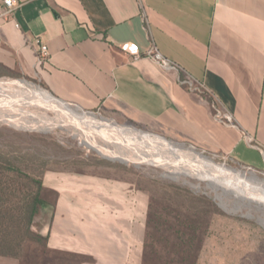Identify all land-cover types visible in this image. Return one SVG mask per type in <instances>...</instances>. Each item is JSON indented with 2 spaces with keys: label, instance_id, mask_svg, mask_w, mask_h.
<instances>
[{
  "label": "crops",
  "instance_id": "obj_1",
  "mask_svg": "<svg viewBox=\"0 0 264 264\" xmlns=\"http://www.w3.org/2000/svg\"><path fill=\"white\" fill-rule=\"evenodd\" d=\"M15 1L6 14L0 0V77L32 81L78 113L264 171V0ZM37 40L50 53L43 64ZM126 43L141 57L124 52ZM153 45L180 71L147 58ZM217 109L233 121H218ZM93 127L85 134L93 137ZM112 177L44 175L58 194L39 231L48 236V264H143L138 225L146 221L138 219L148 202ZM23 263L0 256V264Z\"/></svg>",
  "mask_w": 264,
  "mask_h": 264
},
{
  "label": "rangeland",
  "instance_id": "obj_2",
  "mask_svg": "<svg viewBox=\"0 0 264 264\" xmlns=\"http://www.w3.org/2000/svg\"><path fill=\"white\" fill-rule=\"evenodd\" d=\"M1 91L4 90L1 88ZM30 97L34 99L33 96ZM5 102L3 104L9 106L17 105V102L11 98L10 101L5 100ZM24 108L35 110L40 115L46 113L52 116L55 112L40 109L42 107L24 106ZM71 109L77 113L74 106ZM96 114L109 119L105 114ZM87 116L90 117L93 114ZM81 125H85L83 127L86 129L88 124ZM118 125L162 137L134 126ZM57 126H63V124ZM52 128L49 126L48 129H42V131H25L0 122V157L11 159L34 180H41L46 173L51 171L71 173L79 177L113 176L115 179L130 183L132 189L136 188L137 195L148 202L147 216L144 214L141 217L139 214L138 219V222L146 221L145 228L138 225V233L145 237V242L146 237L149 238L148 244L151 243L153 247L152 249L149 246V252L151 250L162 257L158 261L151 258V264H156V262L160 264H264V221H262L264 210L252 206L243 207L236 213L233 210L235 200L231 196L226 198L230 204L229 210L224 209L216 194L201 180L188 177L176 180L164 176L167 170L160 166L109 159L94 151L91 148L93 144L89 141V139L94 140L99 145H103V139L82 133L83 139L80 143L78 137L80 134L74 137L71 131L72 126L70 130L61 128L50 131ZM107 137L112 136L107 134ZM114 139L118 140L119 136ZM168 141L173 145L184 146L186 151L194 150L198 154L202 153L201 155L218 165H225L248 175L255 173L259 178L264 179V171L250 170L221 154L203 152L189 145ZM87 147L93 150L89 152ZM191 183L201 186L196 189ZM46 223L47 218L44 217L33 227V231L39 232ZM166 223L180 230L182 227L187 228L186 233L190 232L191 237L195 238L194 248L179 246L178 243L175 245V242H172L169 247L159 240L158 238L163 236L172 240L177 238L171 234L166 235L170 232H165V227H160ZM157 230H161L162 235H157ZM22 260L23 264H48V251L47 249L43 251L40 244L28 242L23 249Z\"/></svg>",
  "mask_w": 264,
  "mask_h": 264
},
{
  "label": "bare ground",
  "instance_id": "obj_3",
  "mask_svg": "<svg viewBox=\"0 0 264 264\" xmlns=\"http://www.w3.org/2000/svg\"><path fill=\"white\" fill-rule=\"evenodd\" d=\"M0 94L1 98L3 97L4 100L10 101L11 98L17 103L18 100L20 102L24 101L29 103V105H36L39 108L44 107L45 109L66 113L68 116L65 117L66 124H63V126L73 123L72 126L74 128L83 130L85 133L86 129L93 125L94 127L90 128L91 132L96 133L94 137L103 139L104 144L99 145L96 141L88 138L90 143L93 144L91 148H94L97 152L101 153V155L107 156L109 159L119 160L125 163L135 162L160 166L167 170L164 176L176 180L182 177L201 180L206 183L207 188L216 194L217 199L224 209L226 208L229 210L230 204L227 202L226 198L227 196H231L235 200L234 207H232L236 213L242 210L243 207L252 206H255L259 210H264V179L259 178L255 173L248 175L244 172H238L228 168L225 165H218L201 155L202 153L198 154L194 150L186 151L184 150V146L173 145L163 137L142 133L122 126H115L110 123H102L98 119L88 116H76L72 113L73 110L65 107L63 104H56L48 95L40 91L30 93V95L34 97L33 99L31 97L27 98L16 94H9L6 90L1 91L0 86ZM4 107L8 110L12 109L14 112L18 110L16 105H5ZM30 115L33 116L34 114L32 115L30 113ZM30 123L32 124V122ZM43 123L46 122L43 121L34 124V127L31 129L37 130L41 129V127H45L42 128L45 130L48 129L50 125H44ZM81 124H88V127L85 129L83 127L85 125ZM112 133L118 135L119 139L116 140L112 137H107V134L111 136ZM192 183L191 185L193 188L198 189L201 186ZM262 221H264V219Z\"/></svg>",
  "mask_w": 264,
  "mask_h": 264
},
{
  "label": "trees",
  "instance_id": "obj_4",
  "mask_svg": "<svg viewBox=\"0 0 264 264\" xmlns=\"http://www.w3.org/2000/svg\"><path fill=\"white\" fill-rule=\"evenodd\" d=\"M44 178V176H43ZM43 178L34 180L30 175L23 172L11 159L0 157V256L22 259L25 244L35 242L40 244L42 250L47 249L48 236L33 231V227L44 219L45 211H54L58 194L44 186ZM47 218V216H45ZM149 223V222H148ZM166 235L176 236L173 240L165 236L158 239L170 247L172 242L186 248H194V239L187 228L178 229L171 224H164ZM157 235H162L157 230ZM148 237L144 244L143 264H151L161 260L162 257L154 254L149 249ZM150 246V248H149ZM160 264V262H156Z\"/></svg>",
  "mask_w": 264,
  "mask_h": 264
},
{
  "label": "built area",
  "instance_id": "obj_5",
  "mask_svg": "<svg viewBox=\"0 0 264 264\" xmlns=\"http://www.w3.org/2000/svg\"><path fill=\"white\" fill-rule=\"evenodd\" d=\"M4 5L6 8V14H9L13 11L15 5H16V1L15 0H4ZM17 27H19L18 25H16ZM37 45H38V52H37V57H38V62L41 64L45 63L49 57H50V53L48 50V47L46 46V44L42 43L40 40H37ZM122 50L128 54H130L131 56L135 57V58H139L141 57L139 48L136 44L134 43H126L122 46ZM147 58L151 59L152 61H154L155 63H157L163 70L165 71H180V67L171 63L166 57H164L160 51L158 50V48L153 45L150 50L145 54ZM182 84L187 85L188 88H190L191 90H198V88L194 85V83L188 79L182 81ZM0 86H4V87H9V88H14L15 90H20L23 91L25 89H28L29 91H40L43 92L45 95H49L52 99H54L57 102H60L58 100H56L51 94H49L46 90H44L43 88H41L38 84L26 80V79H15V78H9V77H0ZM2 103H6L5 100H3V97L1 98L0 95V122L8 125V126H14L17 129L20 130H25V131H42V130H36V129H30L34 127V124H38L41 123L43 121H45V124L50 125L51 127H53L50 131L56 130V129H61V128H67L68 130H70V126H72V124H68L66 126H57V124H66L65 121V117H67L68 115H66V113L64 112H60L58 111L56 113L55 110L52 109H48V110H52L54 113H52V116H49L47 114L45 115H40L39 113H37L35 110H30L27 108H24V106L29 107V106H33V105H29V103L27 102H20L18 100L17 103V108H21L24 109L25 111L20 112V111H16L14 112V110H8L7 108H5ZM15 103V102H13ZM61 103V102H60ZM63 104V103H62ZM65 107L71 109L73 106L72 105H67V104H63ZM36 108V105L34 106ZM71 107V108H70ZM42 110H45L44 107L40 108ZM73 110V109H71ZM2 113V114H1ZM30 113L33 115L31 116ZM78 116H82V117H86L89 114H81V113H76ZM96 116H94L95 118H97L100 122H105V123H110L113 124L115 126H119L116 122L111 121L109 119H106L105 117L98 115L96 113H94ZM7 116V117H5ZM43 119V120H42ZM216 119L218 121L221 122H229L231 123L233 121V118L230 114H223L222 112H220L218 109L216 111ZM17 123V124H12V123ZM32 122V124L30 123ZM17 126V127H16ZM73 130H71L73 132V136L77 137V133H81L79 137L80 139V143L81 140L83 139L82 137V133L83 130H80L78 128H74L72 126ZM71 128V129H72ZM117 128V127H115ZM128 128V127H125ZM77 129V131H76ZM116 130V129H115ZM48 131V132H50ZM116 134V132H115ZM112 138H115L118 136L114 135V133L111 134ZM92 138V137H91ZM93 139V138H92ZM88 151H92L93 149L88 148ZM96 151V150H94ZM250 169V168H248ZM251 170V169H250Z\"/></svg>",
  "mask_w": 264,
  "mask_h": 264
},
{
  "label": "water",
  "instance_id": "obj_6",
  "mask_svg": "<svg viewBox=\"0 0 264 264\" xmlns=\"http://www.w3.org/2000/svg\"><path fill=\"white\" fill-rule=\"evenodd\" d=\"M77 111V110H76ZM93 116H95V114H93ZM122 127H124V126H122ZM129 128V127H128ZM130 129H134V128H130ZM134 130H136V129H134ZM138 131V130H137ZM143 133V132H142Z\"/></svg>",
  "mask_w": 264,
  "mask_h": 264
}]
</instances>
